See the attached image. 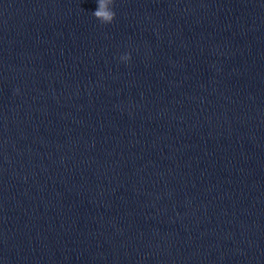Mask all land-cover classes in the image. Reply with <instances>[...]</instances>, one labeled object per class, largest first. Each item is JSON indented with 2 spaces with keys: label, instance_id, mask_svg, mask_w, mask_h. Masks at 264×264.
Returning <instances> with one entry per match:
<instances>
[{
  "label": "clouds",
  "instance_id": "obj_1",
  "mask_svg": "<svg viewBox=\"0 0 264 264\" xmlns=\"http://www.w3.org/2000/svg\"><path fill=\"white\" fill-rule=\"evenodd\" d=\"M98 8L92 14L101 24H111L116 16L113 10L114 0H97ZM130 59V57H125Z\"/></svg>",
  "mask_w": 264,
  "mask_h": 264
}]
</instances>
